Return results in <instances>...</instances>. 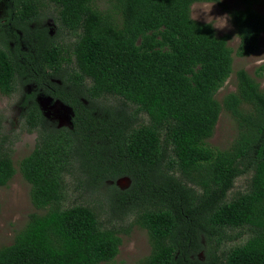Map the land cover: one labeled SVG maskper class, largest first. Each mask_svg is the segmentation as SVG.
Wrapping results in <instances>:
<instances>
[{
	"label": "trees",
	"instance_id": "1",
	"mask_svg": "<svg viewBox=\"0 0 264 264\" xmlns=\"http://www.w3.org/2000/svg\"><path fill=\"white\" fill-rule=\"evenodd\" d=\"M42 1L74 35L72 58L30 29L40 0H8L0 94L13 95L20 81L33 86L21 106L25 129L37 138L15 163L0 117V188L20 173L36 211L0 247V264L114 262L122 245L116 225L100 220L92 206H62L75 170L102 195L109 215L146 230L150 252L133 264H264V64L254 76L238 69L235 90L218 101L233 73L230 35L191 17L193 4L222 0ZM261 5L264 0H237L229 10L238 57L259 47L264 12L255 7ZM4 29L25 43L34 38L37 56L11 45ZM41 96L71 109L69 126L45 119ZM108 97L133 110L102 106ZM223 109L236 135L221 150L207 141ZM247 172L246 190L229 198ZM121 178L130 181L125 189L116 185ZM227 230L245 233L226 237ZM233 238L238 243L225 249L224 240Z\"/></svg>",
	"mask_w": 264,
	"mask_h": 264
},
{
	"label": "rangeland",
	"instance_id": "2",
	"mask_svg": "<svg viewBox=\"0 0 264 264\" xmlns=\"http://www.w3.org/2000/svg\"><path fill=\"white\" fill-rule=\"evenodd\" d=\"M41 9L37 20L30 25V29L33 31H43L45 35L51 39L54 43L63 48V56L65 58H72L71 46L74 40V35L68 33L63 29L56 21V12L52 5L40 0ZM237 6V0H222L220 4L215 3H195L191 6V17L193 20L201 23H207V18L221 17L227 14L229 17V10ZM256 10L264 12V5L255 7ZM8 10V0H0V31L3 32L5 17ZM8 28L12 25H7ZM219 36L226 34L230 35L228 41L229 47L232 49L233 54V73L227 80L225 85L218 91L216 99L221 101L222 98L229 92L235 90V72L238 69H245L249 74L254 76V71L264 64V34L260 38L259 47L255 53L248 57H238L235 54L238 38L235 34L234 27L229 20L228 26L223 29L214 28ZM4 36L8 39L11 45L19 43L20 47L29 52L30 55L37 56L35 49L32 45L36 44L33 38L30 42L26 43L23 40H15L9 33ZM1 41V40H0ZM31 43V46L29 45ZM28 66L32 67L29 62ZM63 80L68 82V76H63ZM261 88L264 90V78L259 79ZM59 82V81H58ZM33 89L31 85H23L20 81L17 92L11 96H3L0 94V117L2 119V134L6 137V140L13 143L12 146V159L16 163L23 156L27 155L34 148L37 138V132H27L23 121V109L21 101L23 94L28 90ZM43 115L47 121L51 124L63 127L70 125V119L73 114L69 107L63 105L61 102L53 101L48 97L41 96L39 98ZM122 104L119 99L108 97L102 102L104 107H114L124 110H133V107H127ZM236 135V123L232 116L224 109L221 111L217 124L215 126L213 136L208 139V144L217 149H227ZM86 170V169H85ZM250 178V172L238 177L232 189L228 192L229 198L235 196L237 193H241L246 190L248 181ZM67 192L66 200L63 207L86 204L95 208L100 215V220L105 219V223L109 225H116L120 232L122 239V245L119 248V254L115 258L114 262L109 264H133L141 258L147 256L150 252V246L148 243V237L146 230L137 227L129 226L130 220H121L119 216L121 214L109 215L107 213L106 201L100 194H96L93 189L88 188L86 184V178L80 170H75L71 176L66 179ZM111 184L110 182L106 183ZM130 181L128 179H118L116 185L125 189L129 186ZM103 191V190H102ZM36 209L32 206L29 199V185L26 183L20 173H16L9 181L8 185L0 188V247L10 245L13 242L15 234L21 230L26 221L28 214L35 212ZM245 233L242 230H227L226 237H234L238 233ZM235 243H238L235 238L233 240L225 239L223 247L226 249Z\"/></svg>",
	"mask_w": 264,
	"mask_h": 264
},
{
	"label": "clouds",
	"instance_id": "3",
	"mask_svg": "<svg viewBox=\"0 0 264 264\" xmlns=\"http://www.w3.org/2000/svg\"><path fill=\"white\" fill-rule=\"evenodd\" d=\"M229 20H230V17L227 14H225L224 16L215 17V18L209 16L207 18V23L209 26L213 28L223 29L228 26Z\"/></svg>",
	"mask_w": 264,
	"mask_h": 264
}]
</instances>
